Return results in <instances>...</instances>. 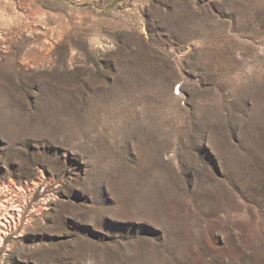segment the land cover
Instances as JSON below:
<instances>
[{"label":"rangeland","instance_id":"374dc122","mask_svg":"<svg viewBox=\"0 0 264 264\" xmlns=\"http://www.w3.org/2000/svg\"><path fill=\"white\" fill-rule=\"evenodd\" d=\"M0 264H264V0H0Z\"/></svg>","mask_w":264,"mask_h":264}]
</instances>
